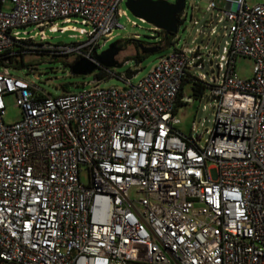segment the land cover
I'll use <instances>...</instances> for the list:
<instances>
[{
	"label": "built area",
	"instance_id": "1",
	"mask_svg": "<svg viewBox=\"0 0 264 264\" xmlns=\"http://www.w3.org/2000/svg\"><path fill=\"white\" fill-rule=\"evenodd\" d=\"M124 1L0 0V59L23 46L98 63ZM208 10L231 23L232 42L222 76L193 75L217 101L202 147L177 127L178 102L194 101L183 83L204 67L199 46L175 44L137 84L112 73L126 87L94 78L59 96L0 69V264H264V4ZM46 28L86 39L53 44ZM239 56L255 61L251 79L237 75ZM7 95L18 122L5 121Z\"/></svg>",
	"mask_w": 264,
	"mask_h": 264
},
{
	"label": "rangeland",
	"instance_id": "2",
	"mask_svg": "<svg viewBox=\"0 0 264 264\" xmlns=\"http://www.w3.org/2000/svg\"><path fill=\"white\" fill-rule=\"evenodd\" d=\"M176 0H171L174 3ZM218 7H223L225 0H215ZM249 5L264 4V0H247ZM210 0H187L186 10L188 18L185 20L177 33L176 46L178 48L188 46L195 48L201 47V55L203 58V68L194 66L192 75L205 74L208 81L214 76H222L223 71H219L218 64L221 62L220 58L223 55L224 48L232 42V36L229 33L231 23L228 21H220L221 14L217 10H208ZM7 8H11L10 5ZM126 14L119 18V27L115 29V39L128 40L131 38L139 39L145 43H156L164 38L161 30L146 21L134 16L126 6V0L120 5ZM192 16L198 21L195 25L192 21ZM211 22V23H210ZM73 26L77 28H84L85 25L81 21H74ZM62 21H59V28L63 27ZM216 29L215 33H213ZM21 31H25L21 28ZM31 34H35L40 29H35L34 26L28 28ZM48 41L53 44H72L79 41H85L86 36H83L77 30H69L66 32H53L49 28L45 29ZM108 43L103 49L99 50L97 55L106 51L111 44ZM174 46L166 47L162 51L155 54H148L140 64L127 58L136 54L137 49L134 43L130 44L126 50L120 51L116 55L121 66L110 67L115 74L124 75L129 70H139L138 73L130 75L131 82L137 84L140 82L150 70L158 63L160 57L172 51ZM78 54L72 53L70 55L64 54H50L44 55H30L26 57V61L30 64L26 68L12 67L11 71L14 76L27 80L31 84H35L52 94L53 96L62 95L65 92H78L81 90H90L94 88L92 83L96 72L88 76L75 75L72 72L71 64L76 61ZM255 61L250 57L239 56L236 61L235 71L240 78L251 79L254 76ZM118 76H112L104 80L102 87L118 86L120 88L126 87V83ZM184 94L191 96L193 102L179 106L177 116L181 120L178 124V129L185 135L193 137L200 147L205 146L210 137L211 131L215 127L217 101L214 98H209L210 89H206L203 96L197 98L193 94L192 82H187L184 88ZM6 123H15L22 119V110L17 105L15 95H7L5 97ZM83 182H88L87 170L82 171L81 175Z\"/></svg>",
	"mask_w": 264,
	"mask_h": 264
},
{
	"label": "water",
	"instance_id": "3",
	"mask_svg": "<svg viewBox=\"0 0 264 264\" xmlns=\"http://www.w3.org/2000/svg\"><path fill=\"white\" fill-rule=\"evenodd\" d=\"M187 0H126L130 12L143 21L153 25L157 30L168 34H177L180 26L179 15L184 11ZM160 46L149 47L147 51L155 54L162 51ZM119 51L110 46L106 51L97 55L98 63L88 58H80L72 66L75 75L88 76L96 72L100 65L113 66V61Z\"/></svg>",
	"mask_w": 264,
	"mask_h": 264
},
{
	"label": "trees",
	"instance_id": "4",
	"mask_svg": "<svg viewBox=\"0 0 264 264\" xmlns=\"http://www.w3.org/2000/svg\"><path fill=\"white\" fill-rule=\"evenodd\" d=\"M182 22V21H181ZM161 32L164 34V38H162L160 41L156 42V43H145L142 40L139 39H135V38H131L128 40H117V41H113V43L111 44V46L113 47V50L115 51H123L126 50L130 44L134 43L137 49V52L134 56L127 58V61L133 59L136 61L137 64H140L141 62H143V60L146 58V56L148 54H150L147 49L149 47H155V46H160L163 49H165L166 47H172L175 46L176 44V35L177 34H168L165 31L161 30ZM26 48L23 46H19V49L17 50V52L19 54H17L14 57H9L8 62H5V60L0 59V69L3 66H8L10 68L15 67V68H26L29 67V63L26 61V57H28L29 55L26 53ZM45 53L42 54H37V55H44ZM119 54V53H118ZM117 54V55H118ZM79 60V59H77ZM76 60V61H77ZM75 61V62H76ZM74 62V63H75ZM71 64V66H73V64ZM113 66L112 67H116V66H121L122 63H120L117 59H115L113 61ZM139 70L136 69L135 71L129 70L127 75H133L138 73ZM112 73H114L112 70H110V67L106 66V65H100L98 71L95 74V78L100 80V81H104L110 77H112ZM115 74V73H114ZM117 75V74H116ZM192 82V88H193V94L194 96H196L197 98L203 96V94L205 93L206 89H208V87L206 86V84L202 83L200 80H198L197 78H194L193 75H189L182 86L181 92H180V97L184 96V88L187 82ZM187 103H183V102H178V107L185 105Z\"/></svg>",
	"mask_w": 264,
	"mask_h": 264
}]
</instances>
